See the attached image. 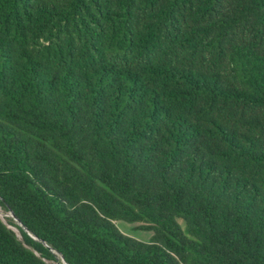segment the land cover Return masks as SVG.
<instances>
[{"label":"trees","instance_id":"trees-1","mask_svg":"<svg viewBox=\"0 0 264 264\" xmlns=\"http://www.w3.org/2000/svg\"><path fill=\"white\" fill-rule=\"evenodd\" d=\"M0 211V264H264V0H0Z\"/></svg>","mask_w":264,"mask_h":264},{"label":"rangeland","instance_id":"rangeland-1","mask_svg":"<svg viewBox=\"0 0 264 264\" xmlns=\"http://www.w3.org/2000/svg\"><path fill=\"white\" fill-rule=\"evenodd\" d=\"M0 217L2 218L1 214ZM11 216H5L4 218H2L4 220V222L6 221V218H10ZM119 228L121 229L122 232H124L125 234L135 237L139 240L145 241V242H149L151 237H152V232H148V231H144V230H140V224H128V223H118ZM19 238H21L20 234H18ZM64 264V263H62Z\"/></svg>","mask_w":264,"mask_h":264},{"label":"bare ground","instance_id":"bare-ground-1","mask_svg":"<svg viewBox=\"0 0 264 264\" xmlns=\"http://www.w3.org/2000/svg\"><path fill=\"white\" fill-rule=\"evenodd\" d=\"M0 214H1V216H2V218H4L5 216H9L10 214H8V213H5V212H3V211H0ZM11 216V215H10ZM6 222V221H5ZM18 234H19V232H18V230H15Z\"/></svg>","mask_w":264,"mask_h":264},{"label":"water","instance_id":"water-1","mask_svg":"<svg viewBox=\"0 0 264 264\" xmlns=\"http://www.w3.org/2000/svg\"><path fill=\"white\" fill-rule=\"evenodd\" d=\"M11 217L16 221V222H18V224L20 225V226H22V224H21V222L17 219V217H15V215L13 214V213H11ZM26 230V229H25ZM27 231V230H26ZM28 232V231H27Z\"/></svg>","mask_w":264,"mask_h":264}]
</instances>
